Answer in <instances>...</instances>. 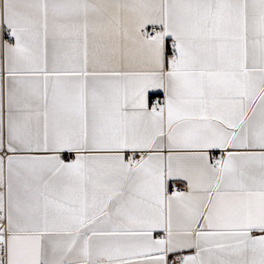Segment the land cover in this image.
I'll use <instances>...</instances> for the list:
<instances>
[{
	"label": "snow or ice",
	"instance_id": "obj_1",
	"mask_svg": "<svg viewBox=\"0 0 264 264\" xmlns=\"http://www.w3.org/2000/svg\"><path fill=\"white\" fill-rule=\"evenodd\" d=\"M0 264H264V0H0Z\"/></svg>",
	"mask_w": 264,
	"mask_h": 264
}]
</instances>
